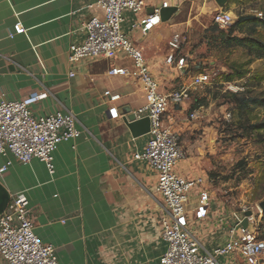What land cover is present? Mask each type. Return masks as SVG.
I'll return each instance as SVG.
<instances>
[{
  "label": "crops",
  "instance_id": "obj_1",
  "mask_svg": "<svg viewBox=\"0 0 264 264\" xmlns=\"http://www.w3.org/2000/svg\"><path fill=\"white\" fill-rule=\"evenodd\" d=\"M96 1L0 0V99L29 100L33 93H46L45 98L30 104L34 115L71 111L82 131L77 141L59 144L53 174L40 160L24 165L11 154L0 156V167L12 161L0 172V215L13 195L23 193L29 200L36 232L53 245L58 264H157L167 248L162 235L166 213L155 170L134 158L143 151L150 133L134 137L123 114L126 109L135 112L146 105L142 83L131 59L123 53L77 63L69 60L70 46L85 38L83 23L102 17ZM144 1L147 14L155 9L178 8L168 21L145 36L131 28L137 15L126 11L123 23L124 31L143 51L161 90L170 92L177 88L166 90L162 85L165 81L172 85L176 76L164 49L172 50L169 41L175 33L187 42L190 33L206 32L213 24L206 23V17L193 15L197 3L214 11L219 6L215 0H193L194 7L186 0ZM166 1L167 7H163ZM17 23L25 31L11 37ZM119 67L128 68L130 74L109 73ZM106 91L120 98L113 101ZM179 108L172 105L165 121L180 134L193 121L184 120V108ZM183 147L186 154L177 163L176 172L206 182L190 193L188 225L203 248L212 252L226 244L230 228L239 220L226 222L220 203L218 208H210L207 217H195L202 190L209 191L213 207L217 198L203 177L208 172L196 152L200 147L197 143ZM218 264L245 262L238 256L223 255L218 257Z\"/></svg>",
  "mask_w": 264,
  "mask_h": 264
},
{
  "label": "built area",
  "instance_id": "obj_2",
  "mask_svg": "<svg viewBox=\"0 0 264 264\" xmlns=\"http://www.w3.org/2000/svg\"><path fill=\"white\" fill-rule=\"evenodd\" d=\"M167 5V1L163 3V7ZM96 6L103 11L102 17H91L83 23L85 38L82 43L70 46L69 60L77 63L87 58H113L123 53L131 59L135 74L142 83L146 105L134 113L138 118L148 117L151 128L143 151L136 153L134 158L145 161L155 170L158 177L157 191L162 197L166 213L162 219V235L167 248L157 264H218V257L223 255L238 256L245 264H264V240L250 226L252 216L248 218V227L242 225L243 219L232 226L226 244L212 252L203 248L199 237L189 228L186 205L190 193L206 182L202 178L188 179L176 172V165L184 159L186 152L180 134L165 121L171 104L184 103L189 92L186 87L170 92L162 91L147 65L143 51L123 29L125 12L128 11L138 17L131 25L132 30H140L145 36L163 22L161 10L145 13L144 0H97ZM233 21L232 12L226 9L218 7L213 12V22L221 28L230 26ZM24 31V27L17 23L10 36L14 37ZM183 42L182 35L175 33L169 46L179 51ZM183 67L178 66V70L185 75ZM109 73L128 75L130 71L126 67H119L111 69ZM210 78L209 74L199 73L193 75L192 82L200 85L209 82ZM105 95L113 101L120 98L119 94L112 95L109 91ZM46 96V93H33L29 100L0 99V156L11 154L24 165L34 159L40 160L53 174L54 152L59 144L77 141L82 131L77 125V117L71 111L34 115L30 104ZM200 112L195 109L189 120L199 119ZM226 116L230 118L231 114ZM11 164L12 161L8 160L0 167V172L6 171ZM210 208L211 195L209 191L202 190L195 217H207ZM0 264H58L53 245L45 243L36 232L31 206L23 193L13 195L6 210L0 215Z\"/></svg>",
  "mask_w": 264,
  "mask_h": 264
},
{
  "label": "rangeland",
  "instance_id": "obj_3",
  "mask_svg": "<svg viewBox=\"0 0 264 264\" xmlns=\"http://www.w3.org/2000/svg\"><path fill=\"white\" fill-rule=\"evenodd\" d=\"M193 2L186 0L191 6ZM226 9L232 12L234 21L221 28L213 22V7L195 5L193 15L206 17V23L213 24L206 32L190 33L191 37L183 42L181 50L164 49L165 56L171 58L172 67H169L176 77L172 85L165 81L162 87L188 89L189 97L179 104V109L184 108V120L189 119L195 109L201 111L200 118L193 121L192 126H195L186 128L180 136L183 146L197 143L200 147L195 151L202 156L201 164L208 172L203 177L207 178L217 198L214 207L211 198V207L215 209L219 203L223 204L225 221L229 223L244 218V209L252 210L250 226L256 229L257 235H262L264 131L254 132L249 125L262 120L264 113L258 107L252 113L240 111L233 95L251 96L264 92V58H255L243 47H227L225 41L230 36H251L264 43V0H230ZM243 16L256 17L262 23L255 25L254 21H246L244 27L237 29L235 25ZM180 65H184L185 75L178 70ZM199 73L209 74L210 81L194 84L192 77ZM229 113L231 117L227 118Z\"/></svg>",
  "mask_w": 264,
  "mask_h": 264
},
{
  "label": "trees",
  "instance_id": "obj_4",
  "mask_svg": "<svg viewBox=\"0 0 264 264\" xmlns=\"http://www.w3.org/2000/svg\"><path fill=\"white\" fill-rule=\"evenodd\" d=\"M226 9V8H225ZM228 10V9H226ZM250 21H254V24L257 25L260 22L256 17L248 16V17H240L239 21L235 25L237 29L244 27V24ZM264 24V22L262 23ZM225 44L227 47L235 48V47H243L246 48L249 52V54L254 55L255 58H264V43L259 41L258 39L254 37H238V36H230L226 39ZM234 102L236 105V108L244 113H252L253 109L256 107L261 108L264 113V92H262L260 95H244L239 96L237 94H234ZM257 119V117H255ZM254 132H260L264 131V118L260 121H257L249 125ZM262 230L261 234L258 235V237L262 240H264V216H263V224L261 225Z\"/></svg>",
  "mask_w": 264,
  "mask_h": 264
},
{
  "label": "water",
  "instance_id": "obj_5",
  "mask_svg": "<svg viewBox=\"0 0 264 264\" xmlns=\"http://www.w3.org/2000/svg\"><path fill=\"white\" fill-rule=\"evenodd\" d=\"M229 1L230 0H215L217 5L222 9H225L227 7ZM177 10H178L177 7L162 9L161 10L162 21H168ZM216 26L218 25L216 24ZM123 114H124V121L128 125L134 137H138L150 133L151 123L148 117L138 118L134 112H131L130 109H126ZM260 207L264 211V200L260 202ZM252 215H253L252 210L245 212V216L242 221V225L244 227H248L249 224L248 218Z\"/></svg>",
  "mask_w": 264,
  "mask_h": 264
}]
</instances>
